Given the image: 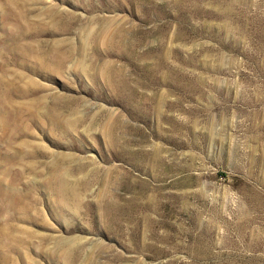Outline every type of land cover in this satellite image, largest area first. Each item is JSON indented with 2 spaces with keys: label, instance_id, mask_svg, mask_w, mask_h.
I'll return each instance as SVG.
<instances>
[{
  "label": "rangeland",
  "instance_id": "rangeland-1",
  "mask_svg": "<svg viewBox=\"0 0 264 264\" xmlns=\"http://www.w3.org/2000/svg\"><path fill=\"white\" fill-rule=\"evenodd\" d=\"M0 264H264V0H0Z\"/></svg>",
  "mask_w": 264,
  "mask_h": 264
}]
</instances>
